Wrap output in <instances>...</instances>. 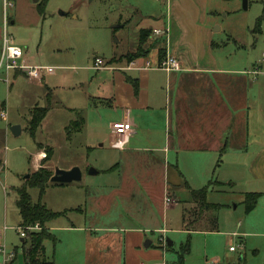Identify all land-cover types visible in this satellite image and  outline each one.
Segmentation results:
<instances>
[{
  "label": "rangeland",
  "instance_id": "374dc122",
  "mask_svg": "<svg viewBox=\"0 0 264 264\" xmlns=\"http://www.w3.org/2000/svg\"><path fill=\"white\" fill-rule=\"evenodd\" d=\"M9 1L14 5L6 10L15 20L7 29L12 42L23 48L24 58L33 63L32 65L54 67L46 71L41 80L26 76L14 78V73L8 74L6 70L0 73V100L6 101L9 118L26 121L30 116L29 108L35 102L34 106H51L43 122L45 128H39L37 138L32 137L27 129L19 135L9 131L8 138L0 146L4 168L0 170V230L11 225L5 231L4 237L8 251L17 252V258L15 256L16 259L7 264L14 260L16 264H23L30 237L26 238L27 244L24 245L16 230L22 220L17 206L18 194L14 188L25 184L24 180L27 181L32 176L31 171L38 163L37 143L40 142V152H46L47 155L48 149L51 148L48 156L38 157L39 161L41 159L38 170L46 167L54 174L56 167L77 162L84 170L81 184H90L87 199L95 194L109 192L106 190L110 189L97 190L102 187L99 183L106 179V176L102 172L97 175L90 174V167L105 168L116 162L131 161V158L125 161L120 151L112 148L107 141L108 135L113 131V122L120 115L119 108L108 102L112 100L118 71L98 69L93 67L94 62L96 57H101L110 65V61H115L117 57L126 56L136 46L139 37L137 25L141 18H159L165 15L166 6L163 0H47L44 13L41 14L39 5L42 0ZM244 2L245 0H206L210 18L208 28L211 29L213 40L211 45L214 42L213 49L218 52L221 60L232 62L244 71L248 70L246 77L254 79L253 81L249 78V82H253L251 100L261 102L264 113V73L257 78L250 74L254 66L261 62L264 52V21L261 32H254L257 19L263 12V0H247V7ZM139 4L142 11L135 9V5ZM202 12L204 13L205 9ZM4 15V0H0L1 38L4 31ZM200 15L202 16V13ZM121 16L123 22L119 23ZM115 24L123 26L116 27ZM186 29L194 37H201L203 34L194 26H187ZM184 34L189 36L186 32ZM78 112H82L86 118L85 124L81 131L67 138L65 126L77 118ZM147 153L149 152H145L138 161L136 160V169L133 167L127 172H145L148 178H152L149 190L141 184L144 175H138L140 177L137 185L141 195L134 203L128 202L119 193H109L106 215L102 218L106 225L142 229L153 240L154 245L164 247L160 248L162 261L168 264L179 263L178 252L181 245L187 243L190 244V250L185 255L184 264H264L263 238H243L244 243L247 242L244 246L240 237L232 235L234 231L238 232L240 220L248 215L244 203L245 193L239 186L234 188L235 192H228L229 187L222 192L209 189L208 200L220 204V207L207 211L198 221L196 230H187L183 217L194 204L190 188L180 185L176 189L168 188L166 191L167 183L161 167L155 166L154 174L149 175L151 171L146 162ZM151 156L156 162H162V155ZM28 174L29 178L24 179ZM207 183L196 186H205ZM59 189L57 186H50L41 193L38 187H30L29 192L33 202L41 201L53 211L75 206L78 199H64L65 196ZM170 190L174 192L175 201L172 204L166 200L170 197L167 195ZM92 201L86 223L83 222L87 226L91 223V216H96L100 211ZM215 217L216 222L213 221ZM72 223L78 225L81 222L69 214L53 218L47 222V226L45 225L55 236V239H46L44 243L51 258L57 257L58 261L66 262L72 257L69 245H85L84 236L69 230ZM161 236L173 242L172 248L168 247L167 241L160 239ZM250 241H260L261 244L256 247L251 245ZM231 246H235L236 250L232 251ZM255 248H259V251ZM120 255H125L124 247ZM123 263L122 260L121 264ZM0 264H6L2 254Z\"/></svg>",
  "mask_w": 264,
  "mask_h": 264
},
{
  "label": "crops",
  "instance_id": "0c3cea01",
  "mask_svg": "<svg viewBox=\"0 0 264 264\" xmlns=\"http://www.w3.org/2000/svg\"><path fill=\"white\" fill-rule=\"evenodd\" d=\"M163 2L166 6L165 15L159 18L158 16L155 18L153 16L142 17L137 25L139 37L135 48L129 52L136 50L140 41L141 29H149L150 35L143 45L146 48V54L135 58V64L131 63V60L126 61L124 56L123 58L117 57L112 64L104 67L118 71L114 81L112 100L108 101L120 110V115L115 118V122L124 121L136 130L122 149L112 144L115 137L114 131L108 135L107 141L112 148L120 151L125 161L128 158H131V161L116 162L105 168H97L98 172L92 175L102 172L106 176V179L99 183L102 187L97 190L102 188L110 190H106L109 191L108 193L95 194L88 199L90 184L87 182L81 184L84 175L80 181L64 184L50 181L48 185V187L60 188L62 195L65 196L64 199L71 201L78 199L75 206L64 209L67 211L64 215L72 214L80 220L81 223L78 225L72 223L69 230L77 231L79 236L85 237V245H69L72 257L66 262L58 261L57 257L51 258L45 246V256L54 264H121L122 260L123 264H168L162 261L161 250L164 247L154 245L153 240L145 231L137 227L106 225L102 220L106 215V206L110 200L109 193H119L128 202L134 203L141 195L137 181L142 175L144 178L141 179V184L149 190L152 178H148L145 172L135 174L127 172L133 167L135 169L138 167V158L145 152H149L146 156L148 159L146 162L151 171L149 175L154 174L155 166L161 167L167 183L166 191L168 188L176 189L181 185L189 187L192 195V190L203 187H208V192L211 188L222 192L228 187V192H235L234 188L239 186L245 194L247 192L260 193L255 208L248 212L243 220H240V224L238 223L240 231H234L232 235L240 237L243 243V238L246 240V237L264 239V113L262 103L256 99L251 100V85L253 84L252 81L249 82L251 77L245 75L248 70L244 71L232 62L221 60L218 52L213 49L212 33L208 28L210 18L206 0H163ZM140 6V4L135 5V9L142 11ZM203 9H205L204 13ZM8 20L5 24L4 15L1 45H3L4 33H8L9 24L15 21L10 15H8ZM122 22L123 16L119 23ZM187 26L197 27L203 32L202 36L194 37L186 29ZM165 27L169 29L168 35L153 32L155 28L164 29ZM185 32L189 36H186ZM8 35L10 36L9 33ZM163 44L165 54L168 52L180 58L181 70L168 72L144 67L145 59L150 58L156 63L163 57L159 53ZM10 72L14 73V78L28 77L21 69L7 71L8 74ZM251 79L254 81L253 78ZM7 83H10V77ZM35 103L32 105L34 106ZM33 106L29 108V118L24 121V119L9 118L6 101L0 100V146L8 138L12 125H21V133L24 129L29 131ZM3 111L6 112L5 116L2 115ZM80 117L84 118L81 127L70 125ZM45 118L40 125L41 128H45V123H43ZM85 121L83 113L78 112L77 118L72 119L70 124L65 126L67 138L81 131ZM37 132L34 138H37ZM39 143H37L38 150L36 151L38 163L31 171L32 173L38 170L41 161L38 158L41 150ZM154 154L162 155L161 163L152 158L151 155ZM2 163L0 156V170L3 168ZM75 165L80 166L77 162H69L61 168L70 169ZM81 169L84 171L83 168ZM29 176H25L24 179H28ZM24 182L26 183V180ZM200 183L208 185L196 186ZM18 187L20 186L14 188L16 192ZM168 193L167 195L172 198V204L175 201L174 192L170 190ZM91 201L100 211L96 216H91V223L87 226L83 222L86 223ZM194 206H196L195 203L192 207ZM18 210L20 214L19 206ZM21 220L23 221L22 216ZM198 221L199 219L190 230H196ZM22 224L23 222L18 225ZM8 226L11 227V225ZM6 230L4 228L0 230V236H4ZM20 237L24 245L27 244L26 238ZM249 243L256 247L261 244L260 241ZM245 244L247 242L244 246ZM30 246L31 244L26 248L23 264L27 262L26 253ZM123 247L125 255L122 257L120 253ZM255 250L259 251V248ZM14 261L8 264H16Z\"/></svg>",
  "mask_w": 264,
  "mask_h": 264
},
{
  "label": "trees",
  "instance_id": "16d2710c",
  "mask_svg": "<svg viewBox=\"0 0 264 264\" xmlns=\"http://www.w3.org/2000/svg\"><path fill=\"white\" fill-rule=\"evenodd\" d=\"M47 0H42L39 5V10L43 14L44 6L46 5ZM264 21V0H263V12L258 17L256 26L254 28V32L260 33L262 28V22ZM150 35L149 29H141L140 31V41L139 47L137 50L128 53L124 58L126 61H130L134 58L143 56L146 54L143 45L146 43L148 37ZM214 45V42H212ZM160 56H164L165 54V45L160 47L159 49ZM114 62V61H110ZM50 95V94H49ZM50 109V105L42 106L36 105L31 110V118L29 121V132L34 137L38 128L40 127L43 119L47 115ZM84 118L80 117L79 120H76L71 124L72 126L81 127L83 125ZM74 127V129H77ZM49 148V153H50ZM48 153V155H49ZM47 155V156H48ZM53 175L52 171L46 167H41L39 170L34 172L30 179L26 181L25 184L17 188V192L19 194L18 198V206L20 209V214L23 219V224L28 223H36L39 222L44 228L41 231L32 232L30 234V248L26 253L27 262L26 264H54L53 261L47 259L45 256V240L46 239H55V236L50 232V230L46 229L45 226L48 221L53 218L62 216L66 214V210L64 211H53L47 207L46 204L39 202H33L32 196L29 192L30 187H38L41 193H44L48 185L50 184V178ZM208 187H203L201 189L192 190V201L196 204V206L192 207L188 213L184 214V222H186V229L190 230L194 223L199 219H201L207 210L209 209H218L220 204L211 203L207 199ZM260 196V193L256 192H247L245 194V207L246 211L250 212L255 208L257 204V200ZM81 209V208H77ZM216 222V217L213 219ZM169 248H172V245H168ZM190 250V244L187 243L185 245H181L179 253V263L184 264L185 255Z\"/></svg>",
  "mask_w": 264,
  "mask_h": 264
},
{
  "label": "built area",
  "instance_id": "2783aa9c",
  "mask_svg": "<svg viewBox=\"0 0 264 264\" xmlns=\"http://www.w3.org/2000/svg\"><path fill=\"white\" fill-rule=\"evenodd\" d=\"M5 4V19L7 21L8 18V7L14 6L13 2L9 0H4ZM7 10V11H6ZM155 34H165L168 35L169 29L165 27L164 29H153ZM145 68L152 69H162L168 72L179 71L182 69L181 60L174 54L166 52V54L161 57L156 63L152 61V59H145ZM131 63L135 64V58L131 60ZM264 64V52L262 54V60L260 63H257L256 66L250 71V74L257 78L260 74L264 73L263 69ZM108 64L101 57H96L94 62V67L96 68H104L107 67ZM53 67L36 64L32 65L27 62L24 58V51L20 45H17L12 42L11 37L7 32L4 33L3 36V45L1 49L0 56V71L5 69L6 71H10L12 69H21L26 72L27 76L31 79H39L41 80L46 71H50ZM2 115L5 116L6 112L3 111ZM113 131H114V139L112 140V144L117 148H124L129 141V138L132 134L136 133V130L130 127L126 122L118 121L113 123ZM40 158H44L47 156L46 152L39 153ZM167 202H171V197H167ZM8 226H5L6 230ZM43 229V226L39 223H28L16 226V230L18 234L24 238H27L32 232L40 231ZM162 241H167L165 237L161 236ZM235 246H231V250H235ZM0 254L4 256V262L7 264L10 260L14 259L16 256V251H8L6 240L4 236H0Z\"/></svg>",
  "mask_w": 264,
  "mask_h": 264
},
{
  "label": "water",
  "instance_id": "95a60500",
  "mask_svg": "<svg viewBox=\"0 0 264 264\" xmlns=\"http://www.w3.org/2000/svg\"><path fill=\"white\" fill-rule=\"evenodd\" d=\"M34 2H37L39 0H33ZM244 6L247 7V0L244 2ZM62 14H66L64 11H61ZM114 26L119 27L122 26L121 24H115ZM11 131L18 135L21 133V125L14 124L10 127ZM98 172V169L94 167H90L89 173L90 174H96ZM29 176V175H27ZM83 177V171L80 166L75 165L70 169H64L61 167H56L55 173L51 176L50 181L53 183H71L74 181H80ZM168 245L172 244V241L168 239Z\"/></svg>",
  "mask_w": 264,
  "mask_h": 264
}]
</instances>
